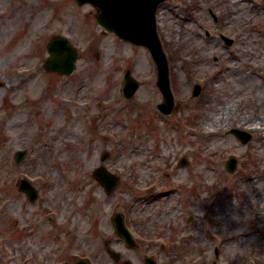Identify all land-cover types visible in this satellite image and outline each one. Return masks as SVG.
Segmentation results:
<instances>
[{"label":"rangeland","instance_id":"obj_1","mask_svg":"<svg viewBox=\"0 0 264 264\" xmlns=\"http://www.w3.org/2000/svg\"><path fill=\"white\" fill-rule=\"evenodd\" d=\"M82 6L0 0V264L79 255L117 264L107 239L131 264L148 255L159 264H264V0L160 5L169 117L157 109L163 95L149 50L102 32L96 8ZM56 34L80 53L69 77L43 66ZM126 69L141 82L132 99L123 94ZM232 128L253 140L243 144ZM182 157L189 166L178 165ZM101 165L120 178L113 193L93 175ZM21 178L39 189L35 202L18 192ZM117 212L137 248L116 234Z\"/></svg>","mask_w":264,"mask_h":264},{"label":"water","instance_id":"obj_2","mask_svg":"<svg viewBox=\"0 0 264 264\" xmlns=\"http://www.w3.org/2000/svg\"><path fill=\"white\" fill-rule=\"evenodd\" d=\"M81 2L91 1L100 7V12L97 16L99 24L106 30L115 32L121 39L131 41L137 45L147 46L159 68L158 85L161 88L165 102L159 107L167 114L172 112L174 106V97L171 91L169 79V67L167 57L163 51L161 41L157 33L156 25V10L159 3L163 0H80ZM231 44L233 41L226 39ZM48 51L50 57L47 60L45 67L48 71H57L61 74L70 75L75 69L77 60V52L71 46L68 39L61 35L52 38L49 43ZM125 94L127 97H132L140 84L131 77L130 70L125 75ZM3 83H0L2 86ZM201 91V85H196L194 95H198ZM233 133L243 141L249 142L252 139V134L241 130L233 129ZM25 155V151L18 153V161ZM107 155H104V159ZM187 159L181 160V165L187 164ZM237 160L231 158L228 161V169L235 171ZM95 174L105 184L108 190L115 188L119 180L107 172L105 168L98 169ZM20 188L26 191L30 199L35 200L38 196L37 190L26 180H22ZM117 230L124 237L125 241L134 245V239L125 226L121 215H117ZM118 258L117 254H114ZM149 264H156L153 260L148 261Z\"/></svg>","mask_w":264,"mask_h":264},{"label":"flooded vegetation","instance_id":"obj_3","mask_svg":"<svg viewBox=\"0 0 264 264\" xmlns=\"http://www.w3.org/2000/svg\"><path fill=\"white\" fill-rule=\"evenodd\" d=\"M103 251V250H102ZM79 259L75 258V259H71V258H67V259H64L60 264H76L78 263ZM87 264H90V262H86Z\"/></svg>","mask_w":264,"mask_h":264},{"label":"bare ground","instance_id":"obj_4","mask_svg":"<svg viewBox=\"0 0 264 264\" xmlns=\"http://www.w3.org/2000/svg\"><path fill=\"white\" fill-rule=\"evenodd\" d=\"M46 8H48V3H46ZM15 46H16V43L15 44L13 43V45L10 48L6 49L7 52L12 53L14 50H16Z\"/></svg>","mask_w":264,"mask_h":264}]
</instances>
